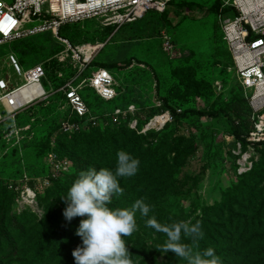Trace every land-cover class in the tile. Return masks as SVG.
I'll list each match as a JSON object with an SVG mask.
<instances>
[{"label":"rangeland","instance_id":"374dc122","mask_svg":"<svg viewBox=\"0 0 264 264\" xmlns=\"http://www.w3.org/2000/svg\"><path fill=\"white\" fill-rule=\"evenodd\" d=\"M215 1L174 0L166 13L151 10L140 20L117 29L104 28L97 18L62 26L60 34L67 37L73 46L82 49L83 46H90L93 52L102 43L104 46L116 30L110 42L89 60L96 56V61H113L111 72L120 92L116 102L99 99L85 86L95 65L85 63L81 66L82 57L78 60L71 50L64 51V46L58 44L50 31L0 46V76L9 72L16 85L23 82V78L7 62V54L14 52L25 69L37 63L48 69V79H43V84L51 91L48 98L27 105L15 116L10 115L0 102V201L7 197V212L34 214L36 221L45 219L47 214L48 218L61 208L57 202L58 195L66 199L72 178L76 180L79 176L78 171L84 161L68 149L73 137L67 136L63 130V123L70 117L71 110L59 90L68 82L79 87L97 114L134 108L144 115L163 101L177 107L180 112L187 109L206 110L212 114L217 112L216 115L206 116L188 113L162 133L145 131L147 122L138 129L129 130L142 133L153 144L168 133L170 145L160 147L156 157L162 161L161 165L168 161L169 164L151 176L143 175L141 168L134 176L124 177L123 183L119 179V183L126 187L124 191L129 194H134L133 188L139 178L142 181L132 200L119 202L120 208L129 203L133 205L143 193L145 202L152 208L148 216H166L160 223L192 221L202 212L204 204L221 199L222 191L236 181V172L239 173L240 163H244L245 158L248 157V162L264 159V145L256 153L250 147L243 151L239 142L234 145L233 122L225 105L235 97H242L243 92L222 37L220 18L228 14L224 11L220 14L221 7L218 12L211 10ZM224 1L228 0H221L220 3ZM184 2H192L193 6L184 5ZM38 23L36 21L27 26ZM163 33L172 39V49H164ZM76 71L77 76H73ZM113 128L119 131L128 129L119 124ZM19 148L23 150L26 173L19 164ZM152 165L153 162L147 165L150 172ZM52 172L56 173V178L61 176L60 183L66 185V190L60 189L56 183L51 186ZM198 172H201L200 182L192 178L187 180ZM45 178L50 179V184L41 186L39 183L36 198L25 199L22 191L31 186L29 181L34 180V186L38 179L42 182ZM169 184H173L174 189L171 187L169 190ZM116 199L118 197L113 195L108 207L116 209L112 207ZM62 218H65L63 213ZM80 218L86 219L87 216ZM146 218L143 216L142 220ZM145 222L140 226L137 224V230L125 239L129 255L134 264H164L166 254L160 252L158 244L160 240L166 241L167 237L154 228H148ZM71 230L75 236L77 228L72 226ZM35 233L38 234L33 231L30 236ZM138 236L143 241L133 251L131 246ZM55 241L49 240L44 249L51 251ZM21 259V255L11 256V250L6 245L0 247V264H17ZM44 264L59 262L51 260Z\"/></svg>","mask_w":264,"mask_h":264},{"label":"trees","instance_id":"16d2710c","mask_svg":"<svg viewBox=\"0 0 264 264\" xmlns=\"http://www.w3.org/2000/svg\"><path fill=\"white\" fill-rule=\"evenodd\" d=\"M173 1L174 0L171 2ZM220 1L221 0H216L211 7V10L218 12L221 7L220 14L223 11L228 15H234L236 13L233 6L225 4L226 1L221 4ZM183 4L193 6L192 2H184ZM167 9L162 13H166ZM103 27H115L117 29V26L115 25ZM114 32L111 34L110 38L113 37ZM222 37L226 43L223 33ZM109 40L104 43L106 44ZM105 44L103 47H105ZM226 47L231 55L227 43ZM95 57L88 63V65H95V70L104 67L112 71V67L114 66L113 61H96ZM46 72V79H48V69ZM77 74L78 71H76L73 76H77ZM65 84L61 85V87ZM85 86L89 87L99 99L106 101L97 93L89 82H86ZM240 86L243 92L242 97L233 98L225 105V107L228 116L233 122L232 126L234 127V130L232 135L234 138V145L236 142H240L242 150L245 151L249 147L250 142L247 138L249 132L254 128V119L249 99L246 97L241 84ZM61 87L59 91L64 95V98L69 105L67 96L64 91L61 90ZM80 94L87 103L89 113L85 117L79 119L75 113L72 112L69 105L71 110L69 118H71V120L80 121L83 124V128L78 131L65 132L67 136L73 137V142L68 149L74 152L77 157L79 156V159L84 161L83 167H80L78 171L79 173L87 170L89 167H95L99 170L105 166L110 170L115 171L117 152L119 150H124L140 161L138 171L143 168V175L149 174V176H151L152 174H157V170L162 167L164 168L166 167V164H169L168 161L163 162V165H161L162 161L156 157L157 151L160 147L164 148L166 144L170 145L168 133L165 137L158 139L156 144H153L150 140H147L148 138L142 133H133L129 130H135L142 127L151 117L163 110L170 111L173 120L168 122L160 130L151 129L148 131L162 133L170 125L179 123L181 118L188 113H194L201 116L212 114L206 110L195 109H187L186 111L180 112L177 107L164 101L161 105L156 106L151 110H147L144 115H140V112L137 113L136 111L135 113L128 112L125 116L123 114L116 115V110L97 114L91 109L88 98H86L83 93L80 92ZM119 95L120 92L118 91L117 97L106 102H116ZM214 114L216 115L217 112L212 115ZM91 117H95L96 124H93ZM132 119L138 120L136 128L130 127ZM117 124L128 129L120 131L116 130L113 126ZM261 145H264V140L256 142L253 145L254 153L257 152ZM232 155L236 157L235 153H232ZM18 157L20 159L19 164L23 169V172L26 173V161L23 157L22 148H19ZM256 161L257 160L253 159V165L248 171L243 173L236 172V181L222 191L221 199L212 204H204L202 206V212L198 213L191 221L192 223H195L199 220L202 224V231L204 232V237L199 241L196 250L202 252L209 247L215 249L216 255L221 260V264H264V159L260 162ZM149 162H153L152 172L147 169ZM169 168L172 169L173 166L170 165ZM60 178L61 176H58L57 178L51 177V186L56 183L60 189L66 190V185L60 183ZM191 178L200 182L201 172L196 173L192 177H187V180H190ZM119 179L120 182L123 183L124 177H118V180ZM74 181L75 179L72 178V182H70L69 186H72ZM141 182V178H139L136 186L133 188L135 195L137 194L138 185H140ZM29 184L32 186L34 180H30ZM167 187L169 190L172 189L171 187L174 189L173 184H169ZM122 188H126L125 185H122ZM134 194H129L127 191H124L123 195L117 196L118 199H116L117 201L113 203L112 207L120 208V205H118L119 202L132 200ZM6 198L7 197H5L3 201H0V247L4 248V245L9 247V250H11V256L21 255L22 259L18 260L17 264H44L51 260H58L59 264H75V259L72 253L77 246H82V238L78 235L74 236L71 227L75 226V228H78L82 219L79 216L73 218L70 222L66 220V218L61 219L62 213H64V210L67 207L65 198L58 195L57 202L61 207L60 210L53 213L48 218L47 214L45 219L39 221H36L33 217L34 214L29 215L23 213L22 215H17L12 212L11 214L10 212H7L9 203H7ZM140 198H145V195L141 193L138 199ZM127 206H132V203L122 205L121 209L126 208ZM10 209L11 208H9V210ZM142 218L143 216L138 211L137 216L135 215V219L139 226L150 218V216L145 220H142ZM164 218H166V216H159L157 217V220L159 222ZM144 224L146 225V223ZM33 231H36L38 234L35 233L31 237L30 234ZM126 237H123V239L125 240ZM51 239L57 241L53 244L54 246H52V250L47 251L44 248ZM182 240L185 243H190V240L186 238H183ZM142 241L143 238L138 236L134 241L133 246H131L132 250L134 251V247L139 243H142ZM1 243H4V245H1ZM164 243V240H160L158 246H161ZM165 256L167 260L164 264H186V261L176 257L175 253L172 251L166 253Z\"/></svg>","mask_w":264,"mask_h":264},{"label":"built area","instance_id":"2783aa9c","mask_svg":"<svg viewBox=\"0 0 264 264\" xmlns=\"http://www.w3.org/2000/svg\"><path fill=\"white\" fill-rule=\"evenodd\" d=\"M171 1L13 0L12 3H7L5 0H0V46L50 31L55 40L64 46V51L71 50L78 56V60L82 57L80 64L84 66L92 58L93 50L90 46H83V49L73 46L67 37L60 34L63 25L97 18L104 26L115 25L118 28L141 19L148 11L164 12ZM226 4L233 6L236 13L220 18L221 29L232 55V67L236 70V75L253 110L254 128L247 138L250 142L249 147L253 149L256 142L264 140V0H228ZM36 21L39 23L27 26ZM162 36L164 49H172L174 46L172 39L166 33ZM86 54L88 55L85 58ZM7 62L13 71L23 78V82L16 85L9 72L0 76V102L10 115L15 116L27 105L48 98L51 91H48L43 84V79L47 78L43 64L37 63L25 69L14 52L7 54ZM88 82L106 101L118 95L117 80L108 68L100 67L94 70ZM78 89L79 87L73 82L61 87L72 112L81 119L89 113V108ZM128 112L135 113V109H119L115 114L125 116ZM91 120L96 124L95 117H91ZM172 120L171 112L163 110L147 121L144 130H160ZM137 125L138 120L132 119L130 127L136 128ZM82 128L83 124L80 121L71 118L63 123L65 132L78 131ZM238 144L241 147V143ZM252 165V162H248V157L245 158V162L240 163L239 173L248 171ZM51 177H56V173L52 172ZM39 183L41 186L50 184V179L45 178L42 182L38 179L34 186L25 187L22 191L25 199L36 198Z\"/></svg>","mask_w":264,"mask_h":264},{"label":"clouds","instance_id":"9594fccd","mask_svg":"<svg viewBox=\"0 0 264 264\" xmlns=\"http://www.w3.org/2000/svg\"><path fill=\"white\" fill-rule=\"evenodd\" d=\"M140 161L124 150L117 152L115 171L109 168L89 167L81 171L66 194L67 207L64 217L69 222L77 216L84 217L76 230L82 238L72 255L75 264H134L123 237L137 230L136 211L148 217L151 206L144 198L137 199L131 209H112L108 205L113 195H123L118 177H132ZM146 226L166 235L165 243L159 246L163 253L172 251L186 264H221L215 249L209 247L202 252L196 250L204 232L199 220H179L171 223L158 222L155 215L146 220ZM186 238L190 243L182 240Z\"/></svg>","mask_w":264,"mask_h":264},{"label":"bare ground","instance_id":"6f19581e","mask_svg":"<svg viewBox=\"0 0 264 264\" xmlns=\"http://www.w3.org/2000/svg\"><path fill=\"white\" fill-rule=\"evenodd\" d=\"M81 48H82V47H81ZM99 48H100V47H99ZM84 50H85V49H84ZM96 51H97V50H96ZM96 51H95V52H96ZM95 52H93V54H94ZM91 54H92V52H91ZM93 54H92V55H93Z\"/></svg>","mask_w":264,"mask_h":264}]
</instances>
